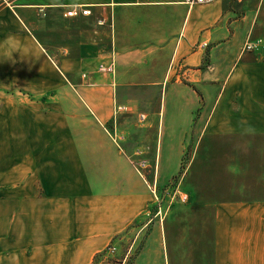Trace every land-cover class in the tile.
<instances>
[{
  "label": "crops",
  "instance_id": "0c3cea01",
  "mask_svg": "<svg viewBox=\"0 0 264 264\" xmlns=\"http://www.w3.org/2000/svg\"><path fill=\"white\" fill-rule=\"evenodd\" d=\"M73 5L91 14L66 16ZM249 39L262 44L243 52ZM111 62L113 73L98 69ZM81 73L98 87L108 74L118 96L127 82L163 98L160 142L178 154L162 176L194 145L189 200L152 228L129 264H264V0H0V92L57 96ZM20 107L38 118V106ZM29 130L9 137L20 147L0 162V264H91L136 216L135 197H83L51 170L49 139Z\"/></svg>",
  "mask_w": 264,
  "mask_h": 264
},
{
  "label": "rangeland",
  "instance_id": "374dc122",
  "mask_svg": "<svg viewBox=\"0 0 264 264\" xmlns=\"http://www.w3.org/2000/svg\"><path fill=\"white\" fill-rule=\"evenodd\" d=\"M82 73L77 81L65 80L60 87L64 92L57 96L36 94L33 101L31 96L22 101L13 89L0 92V162L20 147L17 140L8 142L9 137L23 136L30 125V133L49 139L46 148L57 156L52 162L56 166L51 168L53 173L62 171L68 184L82 186L83 197L89 196L94 202L102 198L101 203L112 199L132 204L134 195L136 216L105 240L91 263L118 264V256L122 261L128 254L129 264L143 249L152 228L165 223L167 213L182 205L177 203L189 200L183 183L194 145L185 147L174 174L162 176L163 172H172L178 154V146H162L160 142L159 107L163 98L143 95V90L132 91L127 82L124 86L128 89L118 96V83L108 74H101L108 79L99 78L97 82L102 86L98 87ZM28 103L38 106L37 119L33 110L20 107ZM118 106L123 108L117 110ZM31 119L34 121L29 124ZM261 143L258 164L264 184V141ZM185 195L187 198H183ZM112 245L116 246L114 251Z\"/></svg>",
  "mask_w": 264,
  "mask_h": 264
},
{
  "label": "built area",
  "instance_id": "2783aa9c",
  "mask_svg": "<svg viewBox=\"0 0 264 264\" xmlns=\"http://www.w3.org/2000/svg\"><path fill=\"white\" fill-rule=\"evenodd\" d=\"M185 4L189 5V6H193L196 4H208V3H212L215 2L217 0H182ZM241 1V0H238ZM79 14L82 15H89L91 14V10L87 7L84 6H79V5H73L70 6L66 12L65 15L66 16H77ZM262 44V39H255V40H247L242 48V51H254L256 49H258ZM100 71L102 72H107V73H113L115 71V64L113 62H111L108 65H104L101 64L98 68ZM123 106H118L117 110L122 109ZM142 115V119H145V114H141ZM183 198H187V195H185ZM116 249L115 245L111 246V250L114 251Z\"/></svg>",
  "mask_w": 264,
  "mask_h": 264
}]
</instances>
